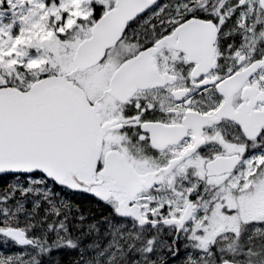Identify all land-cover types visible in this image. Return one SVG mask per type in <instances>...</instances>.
I'll return each instance as SVG.
<instances>
[{
  "label": "snow or ice",
  "instance_id": "snow-or-ice-1",
  "mask_svg": "<svg viewBox=\"0 0 264 264\" xmlns=\"http://www.w3.org/2000/svg\"><path fill=\"white\" fill-rule=\"evenodd\" d=\"M0 264H264V0H0Z\"/></svg>",
  "mask_w": 264,
  "mask_h": 264
}]
</instances>
